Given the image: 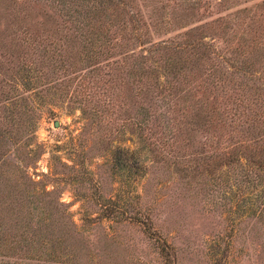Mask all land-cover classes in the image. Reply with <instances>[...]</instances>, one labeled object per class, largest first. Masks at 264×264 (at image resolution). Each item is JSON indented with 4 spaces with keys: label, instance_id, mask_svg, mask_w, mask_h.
I'll use <instances>...</instances> for the list:
<instances>
[{
    "label": "rangeland",
    "instance_id": "374dc122",
    "mask_svg": "<svg viewBox=\"0 0 264 264\" xmlns=\"http://www.w3.org/2000/svg\"><path fill=\"white\" fill-rule=\"evenodd\" d=\"M87 5L0 0V264H264V0Z\"/></svg>",
    "mask_w": 264,
    "mask_h": 264
},
{
    "label": "trees",
    "instance_id": "16d2710c",
    "mask_svg": "<svg viewBox=\"0 0 264 264\" xmlns=\"http://www.w3.org/2000/svg\"><path fill=\"white\" fill-rule=\"evenodd\" d=\"M58 2H60V3H63V0H58ZM87 2H88V7L90 8V9H92V10H94L95 11V13L97 14V18H98V22H100V26H99V28L97 29V32H96V35H97V40L96 41H91V39H89L88 41V43L90 44V46H91V49H95L96 48V44H97V42L99 43L98 44V48H99V51H98V53L97 52H92V53H90L89 55H88V57H91V56H93L94 54H100L101 53V51H102V49H105L106 48V41L104 40V41H102L101 39H103L104 38V33H103V31H101V29H100V27H102V29H104L105 31H107L108 30V28L110 27V25H109V23L108 22H106V23H108V25L107 24H105V23H101V16H105V11L106 10H108L107 8H108V0H87ZM107 7V8H106ZM106 8V9H105ZM79 22H80V24L84 27H86V26H88V24H86V22L84 21V20H79ZM90 32V34L89 35H87V36H89L90 38H93V36H92V30L91 31H89ZM259 41L258 40H256L253 44H252V46H254V47H256V48H258L259 47V50H263V45L260 47L259 46ZM254 50H257V49H254ZM258 50V51H259ZM247 53H250V51L249 50H247ZM236 102V104H238V109H239V111H237V112H235V110H234V112H233V115L236 117V118H238V119H240L239 117L241 116V117H243V111H242V109L240 108V106H245V104H244V102H243V100L238 96V98H237V100L235 101ZM209 113V112H208ZM254 113V115H255V111L253 112ZM210 114V113H209ZM209 114H207V117H208V119H210L209 117H210V115ZM197 116L199 115V113L198 114H196ZM261 117H263L264 118V114H262V116ZM257 118L256 117H254V119L253 120H256ZM242 131H244L243 129H241V132ZM241 147H246V144H245V142H243L242 140L240 141V143H239V145L238 146H236L235 148H241ZM117 151L118 152H121V149H117ZM125 153H131V156L129 157V158H127V159H129L130 161L131 160H135V157H133V155H134V151H131V152H125ZM125 160V159H124ZM117 161L119 162V163H121L122 161H123V159H122V157L120 156V154L118 155V157H117ZM121 165V164H120ZM122 166V165H121ZM143 222V224H144V231H145V233H147L148 235H150V236H153L154 237V235L156 234V232L151 228V226H150V223H145V221H142ZM4 241H5V238H3V236H2V233L0 232V247L1 246H3V243H4ZM161 246V249L162 250H164V247L165 246H163V244H161L160 245ZM4 248V247H3ZM168 254V253H167ZM168 256V255H167Z\"/></svg>",
    "mask_w": 264,
    "mask_h": 264
},
{
    "label": "water",
    "instance_id": "95a60500",
    "mask_svg": "<svg viewBox=\"0 0 264 264\" xmlns=\"http://www.w3.org/2000/svg\"><path fill=\"white\" fill-rule=\"evenodd\" d=\"M54 125H57V122H55Z\"/></svg>",
    "mask_w": 264,
    "mask_h": 264
}]
</instances>
